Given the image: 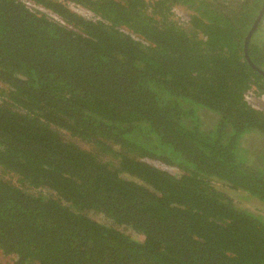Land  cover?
<instances>
[{"label": "trees", "instance_id": "1", "mask_svg": "<svg viewBox=\"0 0 264 264\" xmlns=\"http://www.w3.org/2000/svg\"><path fill=\"white\" fill-rule=\"evenodd\" d=\"M261 4L0 0V254L264 264Z\"/></svg>", "mask_w": 264, "mask_h": 264}, {"label": "rangeland", "instance_id": "2", "mask_svg": "<svg viewBox=\"0 0 264 264\" xmlns=\"http://www.w3.org/2000/svg\"><path fill=\"white\" fill-rule=\"evenodd\" d=\"M29 7H33V5H28ZM73 6V5H72ZM70 6L69 8L73 11L76 12L78 15L85 17V18H90V14H88L85 10L76 7V6ZM34 8V7H33ZM32 8V9H33ZM38 11H41L37 8H35ZM34 10V9H33ZM44 11V10H43ZM42 12V11H41ZM46 12V11H45ZM48 13V12H47ZM185 12L182 11V9H175L174 10V17L178 18L180 21L185 20L184 16H185ZM262 30L264 31V26L262 28ZM257 38H261L264 40V33H259V35H257ZM262 106V109L264 110V104H260ZM65 139L71 140L72 142H74L75 144H77L79 147H81L82 149H88L89 150V146L86 145L84 142H81L79 140L76 139H71L69 136L65 135ZM104 160H108L106 157L103 158ZM35 194H39V195H43V196H49V194L47 192H43V191H35ZM237 201H239L242 205L247 206L248 208H250L252 211L256 210V208H260L261 206L253 201V200H247L245 201L244 199L238 197ZM262 208V207H261ZM91 216L92 219L96 220L99 223H104V224H109L108 221L104 220L102 217L100 216H92L91 214H89ZM129 237L137 240V235L133 232L129 233ZM0 264H12V262L8 259V258H4L1 254H0Z\"/></svg>", "mask_w": 264, "mask_h": 264}, {"label": "built area", "instance_id": "3", "mask_svg": "<svg viewBox=\"0 0 264 264\" xmlns=\"http://www.w3.org/2000/svg\"><path fill=\"white\" fill-rule=\"evenodd\" d=\"M70 6H72V5H69V7ZM74 6V5H73ZM72 6V7H73ZM34 7V8H33ZM32 8L33 9H35V8H37V7H35V6H33ZM76 7H78V6H76ZM80 8V7H79ZM37 9H39V10H41L40 8H37ZM82 9V8H81ZM36 10V9H35ZM84 10V9H83ZM86 11V10H85ZM87 12V11H86ZM88 13V12H87ZM89 14V13H88ZM90 17H91V15H89ZM261 24H262V26H264V10H263V13H262V15H261ZM244 100L247 102V104H249L251 107H253V108H255V109H257V108H259V109H262V106L261 105H256L254 102H255V98H253V97H251V95H246L245 96V98H244ZM262 100H263V98H262Z\"/></svg>", "mask_w": 264, "mask_h": 264}, {"label": "water", "instance_id": "4", "mask_svg": "<svg viewBox=\"0 0 264 264\" xmlns=\"http://www.w3.org/2000/svg\"><path fill=\"white\" fill-rule=\"evenodd\" d=\"M263 10H264V0H262V4H261V8L259 10L258 16H257V18H256V20H255V22L253 24V27L250 29L246 40H245V53H246V45H247V42H248L250 36L256 30V28L258 27V25L261 24V15L263 13ZM262 75H264V73H262Z\"/></svg>", "mask_w": 264, "mask_h": 264}, {"label": "bare ground", "instance_id": "5", "mask_svg": "<svg viewBox=\"0 0 264 264\" xmlns=\"http://www.w3.org/2000/svg\"><path fill=\"white\" fill-rule=\"evenodd\" d=\"M249 95H251V97H253V98L256 99L255 102H254L256 105L264 104V97L256 98V97H255L254 95H252V94H249ZM262 98H263V100H262Z\"/></svg>", "mask_w": 264, "mask_h": 264}]
</instances>
